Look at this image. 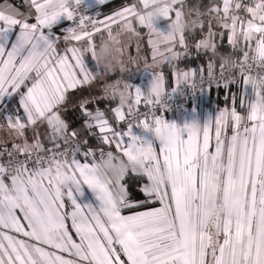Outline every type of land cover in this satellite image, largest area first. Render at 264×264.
<instances>
[{"label": "snow or ice", "instance_id": "1", "mask_svg": "<svg viewBox=\"0 0 264 264\" xmlns=\"http://www.w3.org/2000/svg\"><path fill=\"white\" fill-rule=\"evenodd\" d=\"M85 6V0H76L75 9L68 0H23V8L0 3V105L9 96L16 104L14 114L0 118V264H264V91L259 102L250 97L247 71L238 69L243 90L230 93V103L199 131L165 120L154 111L157 93L150 97L139 87L128 106L107 103L84 57L95 61L96 38L135 17V5L103 20L81 14ZM77 15L78 22L59 27L61 16ZM138 25L149 27L142 16L134 30ZM145 39V57L155 59L150 35ZM222 41L233 48L223 25L181 37L160 72L165 90L173 78L179 85L189 76L207 75L208 84L224 87L235 82L223 65L213 66ZM243 43L248 48L254 41ZM191 50L208 54L205 68L181 70L177 61ZM227 110L235 114L230 125L222 121ZM243 112L242 123L236 116ZM137 117L158 147L132 134ZM228 158L233 166L220 167ZM127 163L133 166H121ZM174 163L189 173L180 188L156 178ZM16 177L24 184L20 193L11 187ZM85 185L92 201L84 200ZM237 185L246 203L217 219L212 239L200 210ZM44 188L50 196L42 201Z\"/></svg>", "mask_w": 264, "mask_h": 264}, {"label": "crops", "instance_id": "2", "mask_svg": "<svg viewBox=\"0 0 264 264\" xmlns=\"http://www.w3.org/2000/svg\"><path fill=\"white\" fill-rule=\"evenodd\" d=\"M111 0H105L104 3H101L100 0H85V7L83 9L89 10L92 8H95L97 6H101L103 4L108 3ZM138 4L133 3L135 5V17L129 16L127 19H120L116 24L112 25L109 30L105 31L103 35L98 36L95 40V49H94V56L96 64L99 66L98 69L96 67L95 61L90 58V56L85 55L84 60L85 63L88 65L89 69L91 71H96V76L102 81V84L100 85L101 91L103 95L107 99H113L117 97L123 96V99L117 103L118 106H128L130 104V101L132 100V88L139 87L142 91H145L147 96L152 95L153 92L157 93L156 97H152L153 99H156L159 95H161L164 92L171 91L174 89V87L177 85L175 82V79L173 78L169 85L167 90H165V82L164 79L161 77L160 72L163 67L166 68L167 65H165V60L168 59V56H175L176 53L172 51L171 49H166L165 51H161L160 55L157 57L162 58L163 60L161 62L153 61L151 62V58H148V62H141V67L139 69L135 70V73L132 75H126L128 72V63L124 62L120 57L116 56V53L121 54L119 52H116V49L119 48V46H125L128 47L133 42L134 33H138L140 31H146L150 30L149 33H152L155 31L157 25H170L172 21L175 19L174 14L171 19L165 18L167 13L170 10L175 9L176 13H182L184 14V9L181 6V2L183 0H137ZM239 0H220L219 6L217 8L222 9L219 11L220 15L221 13L226 12L228 10H233L237 7ZM3 0H0V3H2ZM13 3L19 4L23 8V0H17V2L12 1ZM242 7L244 5H248L245 3L244 0H241ZM252 9L253 13L256 14L257 18L260 16L264 17V7L262 4H255V5H249ZM216 9V7H214ZM261 10V13L260 11ZM263 10V11H262ZM111 13L103 14L101 16V20L104 19L105 16L111 15ZM142 16L144 18V21L149 25V27L145 28L144 26H137L134 30L133 25L136 24V20L138 17ZM251 16V15H249ZM260 19V18H259ZM261 24L260 26L264 29V19H260ZM71 20H68L66 17L61 16L59 20V27L61 28H67L68 26H71ZM223 25V23L221 24ZM166 26V27H167ZM225 27H227L230 30V33L232 35L233 39V46H237L242 51V57L243 52H247V56L252 55H261V52H264V46L260 45V41L264 40V31H258V32H249L248 29L242 28L241 29H234L233 24H229V22H224ZM201 29V27L199 28ZM56 30L55 28L53 29ZM79 30V29H78ZM140 30V31H139ZM168 30V29H167ZM245 37L250 38L252 41H254L253 44H251L248 48L245 47V44L243 43V40ZM223 42V41H222ZM226 42V41H225ZM169 41L162 40V42L153 45V47H166ZM180 42L176 39V42L174 45H178ZM204 43H207L209 46L211 45V41H206ZM192 51L194 52H202V51H196L191 50V54H185L181 59L177 61L178 66L183 69H190V70H200L206 67L207 61H202L200 59H197V54L192 55ZM156 57V58H157ZM196 60V64H192L187 62L189 59ZM213 66H216L213 62ZM192 80L191 76L184 78L181 77L178 83H182L184 81H190ZM243 90V87L240 86L235 92L232 94H235L238 91ZM247 92L248 95L254 96L255 99L259 102L261 97L260 93L264 91V88H258L255 87L251 82H248L247 86ZM230 93H226L223 90V98L228 99V102L219 105L215 101V93L213 90H209L204 100L202 102L198 103L197 105L190 106L187 111L186 117L183 119L176 110H171L168 112L166 117L164 118L170 123H175L178 127H183L185 123L188 124L190 128H192L194 131H199L203 125V123L207 120L214 119L221 109L227 106V104L230 103L229 100ZM5 100H12V98L5 97L3 102ZM109 103V101H107ZM235 114L231 112L230 110L223 111L222 112V121L225 124L230 125L232 118ZM261 115H264V111L261 112ZM248 118L247 112L240 113L238 116H236V119L240 122H246ZM132 134L135 135V131L132 130ZM143 131V139L148 140L152 142L154 147H158L160 144V141L154 136V134L146 130L142 127ZM127 139V137H126ZM206 155V149H201V157L203 158ZM203 162V160L201 161ZM122 167H132L133 165L131 163L122 164ZM232 166V165H231ZM230 164H227V160L224 161L223 167L231 168ZM188 171L185 169L183 163H174L172 167L164 170L162 173H157L156 178L157 179H166L168 180L173 186L180 188L182 187L188 178ZM12 189L15 190L17 193H20L23 191L24 184L21 181L20 177H16L14 179V183L11 185ZM209 192H212L209 190ZM84 200L86 201H92L93 194L91 190L85 185L84 186ZM210 194V193H209ZM39 199L46 200L50 196V190L47 188H44L42 191L38 193ZM216 207V202L210 206L202 208L201 215L207 219L208 222V232L205 233V235H211L212 239H215L216 236L213 233V226L211 223H213V208ZM209 212V214H207Z\"/></svg>", "mask_w": 264, "mask_h": 264}, {"label": "rangeland", "instance_id": "3", "mask_svg": "<svg viewBox=\"0 0 264 264\" xmlns=\"http://www.w3.org/2000/svg\"><path fill=\"white\" fill-rule=\"evenodd\" d=\"M259 11L261 13V10ZM221 14L222 15H220L219 12L214 11L204 14L199 11L193 13L190 10L185 11L184 14L177 13L175 15V19L170 25L167 26L164 24L155 26L156 29L153 34L149 33V29L144 33H134V37H132L133 42L131 43V47L119 46V48L116 49V52H119L121 54L116 53V56L120 57L124 62L128 63V72L126 73V75H132L135 73L136 69H139L141 67L140 65L142 61L148 62V58L145 57L146 54H149L147 52V40L145 39L144 41H142V37L146 34L150 35V38L153 41V45L162 42V40L164 41L167 39V41H169V43L167 44L168 46L166 47H153L155 50V59H151V62L155 60L158 63L163 60L162 58L157 57L158 55L163 53L161 51L173 48L176 39L181 43V37L187 39L188 36L194 35L198 31H200L199 28L202 25L220 26L222 23L224 25V22H229L230 25H234L233 28L236 30L241 29L243 26V28L248 29L250 33L264 31V29L260 26V19H264V17L260 16V19L257 18L256 14L258 13H253L249 5H244L242 7L241 0L238 1V5L236 8H234L233 10H228L224 13L222 12ZM233 163L234 161L231 158L227 159L228 165L230 164V166H233ZM223 164L224 161H222L219 166L222 167ZM209 193V195L213 194L212 192ZM245 203L246 199L244 192L238 185L232 188V190L228 193L227 198L221 197L218 201H216V207L213 208V223H211L215 236L219 231L217 219L221 216L236 211L237 208H242ZM207 214H209V212H207Z\"/></svg>", "mask_w": 264, "mask_h": 264}, {"label": "built area", "instance_id": "4", "mask_svg": "<svg viewBox=\"0 0 264 264\" xmlns=\"http://www.w3.org/2000/svg\"><path fill=\"white\" fill-rule=\"evenodd\" d=\"M248 5L262 4L264 7V0H244ZM69 6L75 9L76 0H68ZM77 14H80L79 12ZM81 14L87 15L91 18L100 19L103 14H101L100 6L86 10H81ZM79 16L77 15L74 20H71V24L78 22ZM69 27V26H68ZM246 65V68L241 67V62ZM225 73L230 77L234 78L235 82H230L227 87L222 84H208V76L203 77L197 76L195 81H184L176 85L174 89L168 92H164L159 95L156 99H159L160 103L156 104L154 111L162 115L164 118L171 110H176L178 114L184 119L187 115L188 108L190 106L197 105L204 100L206 93L212 88H220L226 93L235 92L241 85L239 84V73L240 71H247L248 82H251L255 87L264 88V56L252 55L247 56L245 60L242 58H235L229 62H223ZM212 83H216V80H212ZM141 111H143L144 106H140ZM16 109V104L12 100H5L2 105H0V118L5 114H14ZM121 128L126 129V122H121ZM131 129L135 131V135L143 139L142 126L139 123V117H137V122L133 123Z\"/></svg>", "mask_w": 264, "mask_h": 264}, {"label": "trees", "instance_id": "5", "mask_svg": "<svg viewBox=\"0 0 264 264\" xmlns=\"http://www.w3.org/2000/svg\"><path fill=\"white\" fill-rule=\"evenodd\" d=\"M14 2H17V0H12ZM137 3V0H111L106 4H103L100 6L101 14H107L111 13L125 4L128 3ZM220 0H183L181 2V6L184 9V12L187 10H190L191 12H201V13H208L211 12L214 7L219 6ZM197 54V59L207 61L209 59L208 54L206 52H193L192 55ZM235 58H242V51L239 47L233 46V48H230L227 44V42L223 41L219 45V49L215 51V53L211 56L212 61L215 63L216 66H219L223 62H229L234 60ZM197 59H189L187 62L196 64ZM168 66H166L167 68ZM213 92L215 93V101L219 105H223L228 102V99L223 98V90L220 88H212ZM123 99V96L113 98L109 103L117 104Z\"/></svg>", "mask_w": 264, "mask_h": 264}]
</instances>
